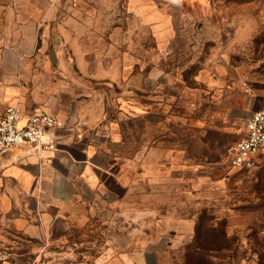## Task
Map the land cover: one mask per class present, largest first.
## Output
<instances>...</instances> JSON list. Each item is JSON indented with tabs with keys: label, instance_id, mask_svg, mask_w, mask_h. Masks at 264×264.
Masks as SVG:
<instances>
[{
	"label": "rangeland",
	"instance_id": "1",
	"mask_svg": "<svg viewBox=\"0 0 264 264\" xmlns=\"http://www.w3.org/2000/svg\"><path fill=\"white\" fill-rule=\"evenodd\" d=\"M127 3L110 0V11L135 79L74 83L93 89L119 140L93 198L104 206L61 243L25 238L0 216V251L15 264H116L108 241L120 235L158 264H264V150L254 168L232 166L264 106V0H152L140 20ZM154 15L179 28L168 48L155 47ZM44 58L43 74L71 73Z\"/></svg>",
	"mask_w": 264,
	"mask_h": 264
},
{
	"label": "crops",
	"instance_id": "2",
	"mask_svg": "<svg viewBox=\"0 0 264 264\" xmlns=\"http://www.w3.org/2000/svg\"><path fill=\"white\" fill-rule=\"evenodd\" d=\"M146 1L152 0H128L129 13L140 20ZM117 15L110 0H0V114L14 104L23 113L21 124L34 110L64 122L50 132L58 149L42 161L25 146L0 155V216L25 238L61 243L104 206L93 198L108 188L109 152L119 140L93 89L74 83H119L125 72L135 79L136 62L123 53L125 28ZM149 19L155 47L169 46L179 28L167 17ZM50 50L54 67L70 74L40 71L49 68L44 55ZM108 242L116 264H158L157 254L136 247L135 239L130 246L120 235Z\"/></svg>",
	"mask_w": 264,
	"mask_h": 264
},
{
	"label": "built area",
	"instance_id": "3",
	"mask_svg": "<svg viewBox=\"0 0 264 264\" xmlns=\"http://www.w3.org/2000/svg\"><path fill=\"white\" fill-rule=\"evenodd\" d=\"M21 109L14 104L6 106L0 114V155L11 148L28 147L38 161L48 152L58 149L50 132L62 128L64 122L52 114L34 110L24 122ZM264 150V106L253 111L245 124V133L234 146L232 166L249 170L256 166ZM0 264H15L10 252L0 251Z\"/></svg>",
	"mask_w": 264,
	"mask_h": 264
},
{
	"label": "water",
	"instance_id": "4",
	"mask_svg": "<svg viewBox=\"0 0 264 264\" xmlns=\"http://www.w3.org/2000/svg\"><path fill=\"white\" fill-rule=\"evenodd\" d=\"M49 56H50L51 62L54 63L55 62V58H54V51L53 50H50Z\"/></svg>",
	"mask_w": 264,
	"mask_h": 264
}]
</instances>
